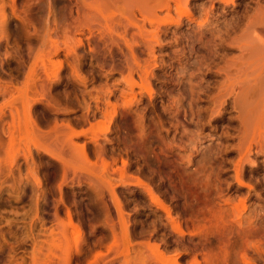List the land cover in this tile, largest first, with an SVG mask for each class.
<instances>
[{
	"label": "rangeland",
	"instance_id": "obj_1",
	"mask_svg": "<svg viewBox=\"0 0 264 264\" xmlns=\"http://www.w3.org/2000/svg\"><path fill=\"white\" fill-rule=\"evenodd\" d=\"M77 1L0 0V264H264V0Z\"/></svg>",
	"mask_w": 264,
	"mask_h": 264
},
{
	"label": "bare ground",
	"instance_id": "obj_2",
	"mask_svg": "<svg viewBox=\"0 0 264 264\" xmlns=\"http://www.w3.org/2000/svg\"><path fill=\"white\" fill-rule=\"evenodd\" d=\"M145 3H148L152 0H142ZM165 1V2H164ZM168 1V0H167ZM178 1V2H177ZM175 2L179 3L177 0ZM162 3L167 9L171 8L170 2L166 3V0H154L152 2L153 5ZM78 14L81 12H85L88 8L87 0H78ZM264 7V6H263ZM262 7V8H263ZM261 8V7H260ZM261 8V9H262ZM264 11V8L262 9ZM261 10V11H262ZM261 12L260 19L258 21H253L251 26L253 27V31L255 32V37L259 39V41L264 43V12ZM134 22L132 20H122L117 25V34H107L104 32H92L90 36V41L92 42L93 48L97 52H102L106 54L108 51L110 53L113 52H123V45L121 41V35H126L129 32L134 30ZM143 45L142 48L148 47V43L144 41L141 43ZM141 46V45H139ZM149 48V47H148ZM148 50V49H147ZM263 74L264 71L259 75H255L252 77L247 86L239 85L235 82L230 83V87H225L227 92H220L219 97L223 99V102H226V97L230 96V93L234 92L233 101H238L241 97L247 96L251 91L258 93L259 96H262L260 100V111L255 115L254 118L250 119L247 116V127H246V136L249 138L248 144L244 149H240L239 159L237 161L238 170H240L241 166L244 162H253L251 160V153L255 149L257 153L264 152V87L263 84ZM218 101V100H217ZM243 125L245 127V122L243 121ZM248 138H245L248 139Z\"/></svg>",
	"mask_w": 264,
	"mask_h": 264
}]
</instances>
